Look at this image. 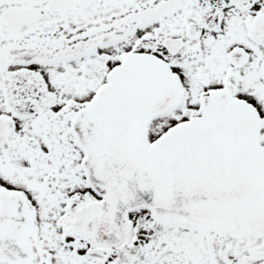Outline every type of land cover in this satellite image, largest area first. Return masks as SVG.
Here are the masks:
<instances>
[{"label": "snow or ice", "instance_id": "1", "mask_svg": "<svg viewBox=\"0 0 264 264\" xmlns=\"http://www.w3.org/2000/svg\"><path fill=\"white\" fill-rule=\"evenodd\" d=\"M0 264H264V0H0Z\"/></svg>", "mask_w": 264, "mask_h": 264}]
</instances>
